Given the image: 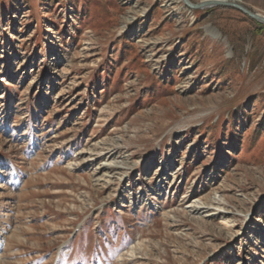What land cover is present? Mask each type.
Wrapping results in <instances>:
<instances>
[{
  "label": "rangeland",
  "instance_id": "374dc122",
  "mask_svg": "<svg viewBox=\"0 0 264 264\" xmlns=\"http://www.w3.org/2000/svg\"><path fill=\"white\" fill-rule=\"evenodd\" d=\"M259 23L0 0V264H264Z\"/></svg>",
  "mask_w": 264,
  "mask_h": 264
},
{
  "label": "water",
  "instance_id": "95a60500",
  "mask_svg": "<svg viewBox=\"0 0 264 264\" xmlns=\"http://www.w3.org/2000/svg\"><path fill=\"white\" fill-rule=\"evenodd\" d=\"M183 3L189 7L191 10H195V9H207V8H213L216 6H223V7H232L235 9H238L240 11H242L243 13H245L246 15H248L250 18H252L253 20L257 21V22H261L264 24V15L252 11L250 9H248L247 7H245L244 5L235 2V3H231V2H198V3H194L191 0H182Z\"/></svg>",
  "mask_w": 264,
  "mask_h": 264
},
{
  "label": "bare ground",
  "instance_id": "6f19581e",
  "mask_svg": "<svg viewBox=\"0 0 264 264\" xmlns=\"http://www.w3.org/2000/svg\"><path fill=\"white\" fill-rule=\"evenodd\" d=\"M179 1H182V0H179ZM183 2V1H182ZM202 2H231V3H235L236 1L235 0H202ZM208 31L213 35V36H215V37H219L220 36V34L217 32V31H215V30H213V29H211V28H208ZM220 38V37H219ZM1 176V175H0ZM1 246V245H0ZM1 248V247H0Z\"/></svg>",
  "mask_w": 264,
  "mask_h": 264
},
{
  "label": "trees",
  "instance_id": "16d2710c",
  "mask_svg": "<svg viewBox=\"0 0 264 264\" xmlns=\"http://www.w3.org/2000/svg\"><path fill=\"white\" fill-rule=\"evenodd\" d=\"M260 25H263L262 23H259Z\"/></svg>",
  "mask_w": 264,
  "mask_h": 264
}]
</instances>
